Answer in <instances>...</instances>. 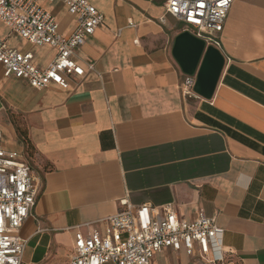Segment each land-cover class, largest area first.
Returning a JSON list of instances; mask_svg holds the SVG:
<instances>
[{"label":"crops","instance_id":"crops-1","mask_svg":"<svg viewBox=\"0 0 264 264\" xmlns=\"http://www.w3.org/2000/svg\"><path fill=\"white\" fill-rule=\"evenodd\" d=\"M89 1L105 22L76 51L86 74L72 76L70 88H35L0 64L4 145L40 182L17 231L23 262L70 264L77 232L103 233L109 216L150 203L158 220L166 206L180 219L201 211L214 218L225 229V264H264V0L232 4L211 98L183 93L190 75L174 49L185 26L167 12L168 0ZM38 2L62 33L73 32L64 4ZM0 38L42 68L56 55L2 20ZM151 264L204 258L166 248Z\"/></svg>","mask_w":264,"mask_h":264},{"label":"built area","instance_id":"built-area-1","mask_svg":"<svg viewBox=\"0 0 264 264\" xmlns=\"http://www.w3.org/2000/svg\"><path fill=\"white\" fill-rule=\"evenodd\" d=\"M48 1L64 4L75 18L70 35L62 33L56 16L38 0H0V20L27 41L54 48V59L46 67H39L32 52L10 48L0 38V64L5 75L26 80L35 88L56 84L68 89L72 76L86 74L75 56L76 51L104 24L105 16L89 0ZM235 1L168 0L166 8L184 24V31L220 48V34ZM182 86L185 95H195L193 76H186ZM39 189L40 182L23 154L7 149L0 131V264H25L26 241L17 231L31 215ZM123 204L127 202L123 200ZM164 210V219L158 220L150 203L128 205L106 218L103 233L96 230L85 236L77 232L70 264H151L166 248L184 251L191 258L199 250L204 264H225V229L214 218L201 211L191 220L180 219L171 206Z\"/></svg>","mask_w":264,"mask_h":264},{"label":"water","instance_id":"water-1","mask_svg":"<svg viewBox=\"0 0 264 264\" xmlns=\"http://www.w3.org/2000/svg\"><path fill=\"white\" fill-rule=\"evenodd\" d=\"M174 54L183 72L196 77L194 90L211 98L224 65L219 49L185 30L176 38Z\"/></svg>","mask_w":264,"mask_h":264}]
</instances>
